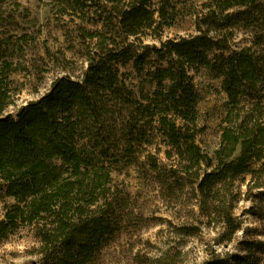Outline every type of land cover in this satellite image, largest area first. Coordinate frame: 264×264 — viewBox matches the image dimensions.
Segmentation results:
<instances>
[{
	"label": "trees",
	"instance_id": "trees-1",
	"mask_svg": "<svg viewBox=\"0 0 264 264\" xmlns=\"http://www.w3.org/2000/svg\"><path fill=\"white\" fill-rule=\"evenodd\" d=\"M0 0V245L22 227L40 243L42 264H89L131 219L113 173L133 166L166 199L185 189L230 239L242 230L234 215L240 190L258 202L261 228L241 242L248 255L208 264H256L264 254V0H213L198 17L199 34L145 44L171 26L172 0H59L64 10L94 8L97 29H80L87 45L84 80L56 79L48 93L5 115L13 103L15 53L24 39ZM14 26V27H13ZM253 45L235 49V29ZM142 75L129 85L122 68ZM208 70L228 96L226 126L214 156L197 142L199 93L194 75ZM165 154L164 163L160 155ZM11 199L8 203L6 200ZM183 236L196 226H178ZM154 264H175L158 258ZM138 264H146L139 262Z\"/></svg>",
	"mask_w": 264,
	"mask_h": 264
},
{
	"label": "rangeland",
	"instance_id": "rangeland-1",
	"mask_svg": "<svg viewBox=\"0 0 264 264\" xmlns=\"http://www.w3.org/2000/svg\"><path fill=\"white\" fill-rule=\"evenodd\" d=\"M154 0V8L160 7ZM213 0H172L170 13L175 18L171 26H164L159 37H148L145 44L160 46L162 42L179 37L199 34L198 17L206 12L205 4ZM3 9L18 23L11 34L24 39L15 57L16 71L13 81V103L5 115H16L17 111L31 101H36L49 92L53 82L68 76L73 80H84L88 62L84 56L87 47L80 39V29L94 30V8L85 11L64 10L59 0H6ZM14 27V26H13ZM232 45L240 49L253 45L250 31L235 29ZM123 78L131 86L142 83V75L132 65L122 68ZM194 75L199 93V134L197 142L210 156L221 143L228 114V96L220 81L208 70L201 69ZM161 160L166 163L165 154ZM113 190L127 199V209L132 213L121 234L99 257L89 264H154L161 257L172 259L175 264H208L212 259L229 257L242 259L248 255L241 242L248 238V228H261L251 212L257 205L247 192L249 178L242 186L241 196L236 202L234 215L242 222V230L228 239L223 224L204 215L200 203L185 189L179 200L161 196L159 188L150 180L140 179L133 166L121 168L113 173ZM6 202H12L11 199ZM5 202L0 201V220L4 216ZM197 227L193 236L177 234L178 226ZM257 239H264L256 235ZM40 243L30 227H22L0 245V264H42ZM256 264H264V254L257 255Z\"/></svg>",
	"mask_w": 264,
	"mask_h": 264
}]
</instances>
